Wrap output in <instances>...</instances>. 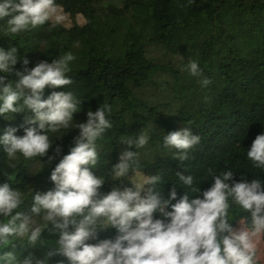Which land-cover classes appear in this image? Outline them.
<instances>
[{"label": "trees", "instance_id": "trees-1", "mask_svg": "<svg viewBox=\"0 0 264 264\" xmlns=\"http://www.w3.org/2000/svg\"><path fill=\"white\" fill-rule=\"evenodd\" d=\"M55 2L70 19L80 16L83 22L52 27L49 21L5 36L6 22L11 17H4L0 19V48L18 49L14 67L19 71L25 68V58L29 60L26 67L31 69L40 61L51 63L67 52L76 57L67 73L73 83L46 88L43 98L53 91L72 92L80 101L73 124L85 122L89 110L110 106L111 113L106 116L113 127L97 140L99 161L91 169L105 179L101 193L132 186L128 178L113 181L109 174L124 150L139 152V173L161 177L155 189L165 198L173 186L177 198L187 190L177 172L192 175L193 187L201 189V193L189 192V199L202 196L214 177L226 170L233 171L236 181L260 178L264 183V169L253 166L247 158L255 137L264 134V0H193L190 5L188 0ZM190 60L198 63L200 76L182 70ZM0 75L17 79L14 74ZM203 78L211 81L207 87L201 86ZM31 115L34 113L30 111L0 115V135L7 127H16L18 136L24 135V127H38L24 123ZM184 127L201 139L189 151V159L181 162L174 158L178 150L165 148L163 140L167 133ZM141 132L149 136L143 148L120 143L122 137L135 139ZM47 134L52 141L48 154L31 160L18 154V159L12 161L17 164L15 169L7 167L0 146V183L7 181L4 172L15 175L11 186L24 194L26 214H30L32 191L54 188L51 171L74 146L79 129L61 128ZM57 146L61 148L58 154ZM49 156L54 158L49 161ZM229 216L234 228L242 218L247 217L248 223L251 219L250 213L234 204ZM154 218H160L159 213ZM36 219L43 223L40 217ZM116 235L117 230L110 228L88 243ZM55 239L58 234L45 230V246L23 250L19 259L29 253L43 258L49 247L56 246ZM261 239L264 243V234ZM59 261L70 264L59 255L49 264ZM256 264H260L257 258Z\"/></svg>", "mask_w": 264, "mask_h": 264}, {"label": "clouds", "instance_id": "clouds-1", "mask_svg": "<svg viewBox=\"0 0 264 264\" xmlns=\"http://www.w3.org/2000/svg\"><path fill=\"white\" fill-rule=\"evenodd\" d=\"M8 16L11 18L6 22L5 36L29 31L49 21L52 27L65 25L67 19L55 0H0V19ZM17 53L16 47L0 48V72L17 77L10 80L7 75H0V115L30 111L34 115L26 116L24 123L38 127H24L22 136L15 135L16 127L3 131L0 146L6 154L7 167H17L12 161L18 159V154L25 160L47 155L52 145L48 132L75 127L79 134L69 153L51 171L54 188L32 191L30 214L24 211V194L11 186L15 175L3 173L7 181L0 183V217L5 218L0 220L2 264H49L57 255L67 258L70 264H256V238L264 234V183L260 178L236 181L233 171L226 170L214 177V183L203 190L202 196L189 199V192L201 193V189L193 187L192 175L177 172L187 190L177 198L173 186L165 198L155 189L161 177L140 175L139 152L124 150L109 174L113 181L128 178L132 186L114 187L106 194L101 193L105 179L91 169L99 161L97 140L113 127L106 116L111 113L110 106L89 110L85 122L73 124L80 101L72 92L53 91L46 99L43 95L46 88L73 83L67 73L76 57L67 52L51 63L40 61L31 69L26 67L29 60L25 58V68L19 71L14 67ZM182 70L192 76L201 75L194 60ZM200 83L207 87L211 81L203 78ZM200 139L189 127H184L167 133L163 142L165 148L177 149L174 158L183 162L189 159V151ZM148 141V134L141 132L135 139L122 137L120 143L140 149ZM55 151L58 154L61 148L57 146ZM53 158L48 157L49 161ZM247 158L253 166L264 169V134L255 137ZM232 204L250 213V223L244 217L239 221L240 228L233 227L229 216ZM155 213L160 218H154ZM110 228L117 230L113 239L88 243ZM45 230L58 234L56 246L49 247L43 258L29 253L19 259L23 250L45 246L42 240Z\"/></svg>", "mask_w": 264, "mask_h": 264}, {"label": "rangeland", "instance_id": "rangeland-1", "mask_svg": "<svg viewBox=\"0 0 264 264\" xmlns=\"http://www.w3.org/2000/svg\"><path fill=\"white\" fill-rule=\"evenodd\" d=\"M111 1H115V0H111ZM66 17H67V19H66L64 26H70L73 22H76L78 24H81L83 22V19L80 16H77L74 19H70L67 15H66ZM140 175H143V174L140 173ZM132 176H135V173ZM240 227H241V225L239 224L237 229ZM256 244H257L256 258L260 261V264H264V243L261 239V236L256 238Z\"/></svg>", "mask_w": 264, "mask_h": 264}]
</instances>
